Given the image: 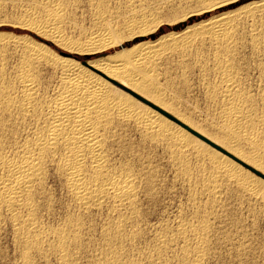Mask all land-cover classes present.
Returning <instances> with one entry per match:
<instances>
[{
	"label": "snow or ice",
	"instance_id": "6c2138e0",
	"mask_svg": "<svg viewBox=\"0 0 264 264\" xmlns=\"http://www.w3.org/2000/svg\"><path fill=\"white\" fill-rule=\"evenodd\" d=\"M29 2L42 15L53 7V0ZM143 2L156 13L150 28L158 25L166 33L172 24L184 27L181 38L186 42L147 71L156 75L169 99L200 91V127L173 118L192 134L179 132L188 145L203 141V154L189 152L173 137L153 138L115 109L86 114L87 102L79 96L75 101L68 96L70 109L61 104L63 73L69 60L81 59V49L60 47L46 29L38 31L28 20L0 24V153L19 151L21 139L34 141L33 160L40 165L36 176L24 173L31 184L14 185V193L6 186L0 189V264H264L260 195L264 193V0ZM56 3L75 10L71 15L80 30L74 35L86 45L93 34H108L109 9L123 13L135 0ZM197 11L205 19L217 16L211 26L228 25L227 35L213 36L203 24L190 27ZM120 29L124 35L115 30L112 35L129 47L144 44L151 36L140 28L128 32L123 24ZM201 31L204 36L198 35ZM23 36L29 39L19 40L20 45L45 56L40 60L22 56L14 37ZM172 40L180 43L169 36ZM41 43L50 44L59 55L41 49ZM165 43L148 47L156 52ZM99 47L93 43L83 51L103 65H116L106 58L107 52L97 51ZM88 67L95 76L118 85L122 91L117 95L127 100L128 93L148 102L131 86L130 77H124L129 80L124 84L111 75L123 69ZM129 103L139 107L135 100ZM54 104L66 113L60 119L62 130L53 128ZM151 106H156L154 101ZM204 112L238 116L250 128L258 124L259 133L232 135L221 143L213 137L224 135L225 129L218 118L206 119ZM76 113L87 121L90 135L83 149L73 144L76 151H68L64 139L75 125ZM50 128L57 132L56 139ZM40 129L43 132L37 136ZM213 156L224 163L230 158L231 172H217L208 159ZM117 256L119 260H114Z\"/></svg>",
	"mask_w": 264,
	"mask_h": 264
},
{
	"label": "rangeland",
	"instance_id": "374dc122",
	"mask_svg": "<svg viewBox=\"0 0 264 264\" xmlns=\"http://www.w3.org/2000/svg\"><path fill=\"white\" fill-rule=\"evenodd\" d=\"M221 3H223V0H221ZM45 11L47 12V15H42L37 5L29 2V0H0V24H5L9 21L22 22L28 20L30 23L32 22L34 23V25L38 27L41 28L44 27L43 29H46V33L50 32L49 34L47 33V35L51 36L55 41V43L60 47L69 50L73 47L81 49V53H80L81 59L69 60V62L70 61L72 62V63L70 62V64L68 63L69 68L73 70L78 69L77 71L80 70L79 72L85 75H91L92 78L94 77L93 81L102 84L103 88L104 87L106 88V90L104 88L105 92H103L104 100L106 99L104 105V108H106L105 111L110 110L109 112H111V110L114 109L113 103L115 104V102H117L118 104L122 103L124 105V103L127 104L129 101L135 100V103L139 105V107H132L130 103H128L129 105L128 104L127 105L130 107L129 112L131 114L141 117L139 118V120L138 119L135 120L133 118L129 119L125 115L126 112L121 110H117V111L120 113L123 112L121 113V115L125 119L132 120L138 123L140 126H142L143 130L153 138L166 140L169 137L172 136L174 137L175 136L174 132L176 131H174L173 129H178L179 130L178 132L186 133V130L183 127V123H176L173 118L174 116L179 117L182 122H187L188 124L192 125L193 128L200 127L199 113L203 111L202 96L200 91L195 90L193 93H189L183 97L177 96L175 97V99H169V97L166 95L164 88L158 86L156 75L149 73L147 71V68L149 66L155 68L158 60L163 59L164 57L168 56L172 51H175V49L181 47L180 46L172 50V48L171 49L169 48L168 44H165L164 47H162L164 50L162 51L159 50L154 52L147 49L148 45L154 43L159 44L160 41L168 40L169 36L171 37L182 36V33L184 32L183 25L172 24L168 27L166 33L163 31H159L158 25L156 26V28H150V23H151L150 18L155 16L156 13L153 12L151 8L145 7L143 0H135V3L130 4L128 9L123 13L118 11H112L111 9L108 10L110 16L107 20V25H105V27L110 28L111 35H109L108 37L107 36L104 37L101 36L100 34L99 35L93 34V37L88 44L81 45L79 38L76 35H74L75 32H78L80 30L79 25L74 23V16L71 15V13L75 11L74 9L67 6L61 7L58 3H56V0H53V7L50 9H45ZM181 11L186 12L187 9L182 8ZM31 13L33 15H29ZM34 14L36 15V17L34 16ZM223 14H229V13H223ZM121 15L123 16V19H121ZM215 17L217 16L210 15L208 16L207 19H205L204 16H202L197 11L196 14L192 15L191 17L190 27L198 28L199 25L201 24L205 25V23L207 24V21ZM29 18H33V19L30 20ZM114 20L116 21L115 23L113 22ZM38 23L40 25H38ZM46 23H48L49 25ZM121 24H123L127 28L128 32L134 33L135 28H140L143 30H149L151 32V36L146 41V43L134 44L133 46L129 47L125 45L123 40L117 41L115 37L112 35L113 30L118 32L120 35L125 34L124 31L120 29ZM49 26L50 29L48 28ZM88 31L91 32V29H89ZM198 35L204 36V32L201 31L198 33ZM100 36L103 38H101ZM152 37H155V39H153ZM14 39L17 41L16 48L19 49L20 54L24 57H28L29 53L25 49L26 47H24L26 44L20 45L18 41L19 40L27 41L29 38L27 36H23V37H14ZM32 39L33 42L36 43L35 38L33 37ZM131 39L132 37H129V41H131ZM208 39L211 40L212 37H209ZM185 42L186 41H183V43ZM93 43L101 46L99 47V49H97V51H99L101 54L107 52L108 55L106 58L108 60L117 61V64L103 65V62L99 59L96 58L89 59L88 54H86L83 51V49L91 46V44ZM183 43H181V45ZM40 46L41 49L47 48L49 51L53 52V54L59 55L55 53V49L51 48L50 44L41 43ZM167 48L170 50H168ZM118 49H122V50H118ZM140 49H142V51H140L139 55L137 56L136 53ZM89 65L104 66L105 70L113 67L123 69V71H120L118 75L116 73H111V75H116L117 79L122 80L124 84H129V80L124 79V77L125 76L130 77L132 80L131 86L134 87L137 92H142L143 97H146L148 99V102L146 103L141 98L132 97L128 93L124 94L128 96L127 100L124 99L123 96L117 95V93L122 91L119 88V86L113 85L99 76H95V74H93L90 71L88 67ZM108 88H112L114 89V91L109 92L107 91ZM153 101L156 104L155 107L151 106ZM228 112L231 113V109H228ZM203 114L206 119L211 118L213 122H216L217 118L219 119V123L225 129V134L221 135L220 137H213V139H219L221 143H224L232 135L245 134L249 137H253L254 135L259 133L258 124L250 128L248 125L242 124L238 116L230 115L228 118H225L224 116L220 115L217 112H204ZM167 115H169L170 118L167 117ZM145 118L148 120L152 119L153 121L156 122L157 125L162 124L167 127L171 125V127L168 128L169 130L172 129L171 132L173 134H171L170 131L162 132L158 129H155L153 132L152 131L149 132V130L147 131L146 129L147 120ZM200 130L203 131V128L201 127ZM186 135H192V134L186 133ZM175 138L176 137H174V139ZM175 140L181 143V141L178 138H176ZM201 144H203V141H197V143L192 145L183 143V145L186 146L189 152H193L194 150V153L198 155H202L204 152V149L200 147ZM208 159L210 160L211 164L214 167L220 166L221 163L222 166L224 163V161L217 160L216 157L214 158L208 157ZM226 159H228V163H225L226 165L233 163V161L230 158H226ZM220 170H217V172H219ZM260 195L261 198L264 199V193Z\"/></svg>",
	"mask_w": 264,
	"mask_h": 264
},
{
	"label": "bare ground",
	"instance_id": "6f19581e",
	"mask_svg": "<svg viewBox=\"0 0 264 264\" xmlns=\"http://www.w3.org/2000/svg\"><path fill=\"white\" fill-rule=\"evenodd\" d=\"M29 15H33V14L31 13ZM223 15L228 16L229 14H223ZM34 16L36 17L35 14H34ZM26 17H28V16H26ZM30 20H32V19H30ZM213 20H218V17H215L213 19L211 18V20L207 21V24L205 23V25L208 26V31H210L213 34V36H218L220 33L227 35L228 25L218 24L216 27H212L211 21H213ZM33 22H34V20H33ZM30 24H34V23L31 22ZM46 24H48V23H46ZM38 25H40V24L38 23ZM34 26L36 27V29L38 31L41 29V27H38L36 25H34ZM48 28L50 29V26ZM100 35L104 36V37L105 36L108 37L109 35H111L110 28H108V34L107 35H105L103 31L101 32ZM181 37L182 36H175V38L180 40V43H177L176 40H172V41L165 40V42H166L165 44H168L169 48L170 49L172 48V50L175 48H178L181 46V43H183V41H184ZM101 38H103V37H101ZM24 47H26L25 49L29 53V56L26 57L29 60H31L32 58H36L37 60H40L41 58H43L45 56V53L43 51L36 50L33 48H29L27 45H25ZM40 48H41V46H40ZM147 49H149V47ZM170 49H168V50H170ZM159 50L162 51L164 49L161 47ZM70 62L68 61L67 63L70 64ZM77 70H73V69L68 67L67 71L63 73L64 79H65L64 95L62 96L60 103L66 105L70 109L71 106L67 105L68 96L71 95V98L73 99V101H75V98L77 96H79L81 99H85L87 102V108L85 109L86 114H91V112H93V111L104 112L106 109V108H104L106 99L104 100L103 92H105L106 88L104 87L105 88V90H104L102 84L96 83L95 81H93V78L91 77V75L82 74L81 72H79L80 70L79 71H77ZM93 83L94 84L96 83V84L94 85ZM110 102H112V101H110ZM126 102H128V101H126ZM93 104L95 105V107H93ZM127 104L124 103V105H123L122 103L118 104L117 102H115V104L113 103V108L116 110H121V111L126 112L125 115L129 119L133 118L135 120L136 119L139 120V118H141V117H138L137 115L131 114L129 112L130 111L129 110L130 107L128 106L129 104L128 105ZM53 107L56 109V114L53 116V128L62 130L64 128V124L60 123V119L64 116H66V113L64 111V108L60 107L59 104H54ZM131 112H132V110H131ZM121 113H123V112H121ZM142 120H143V118H142ZM146 120H147V123H146L147 128L146 127L145 128L147 129V131L149 130V132H151V131L153 132L155 129H158L162 132H168V131L171 132V130H172V129L169 130V128H168L169 126L167 127V126L162 125V124L157 125L156 122L153 121L152 119H150V120L146 119ZM86 123H87V121L82 119L79 113H76L75 125L72 128V130L67 134V137L64 139V146L66 147V149L68 151H76V148L73 147V144H78L79 147L81 149H83V147H84L83 141L85 140V138L88 135H90L88 133L87 127L85 126ZM77 129H79V131H77ZM42 132H43V129H40L35 134L37 136H40ZM80 132H83L84 135H80ZM49 134H50L52 139H56L57 132L55 130L50 128ZM171 134H173V133L171 132ZM174 135H175L174 137L178 138L181 141V143L182 142L184 144L187 143L183 139V137L179 135V132H177V131L174 132ZM92 147H95V145H92ZM187 147H189V146H187ZM19 149H20L19 151H15L11 154L0 153V189H2L4 186H6L13 193L16 191V187H14V185L19 186L23 181H27L29 184L32 183V181L28 179V176H26L24 174L25 171L29 175H32V176H36L37 173L40 171V165L36 164L35 160H33V155L36 153L34 141L21 139L20 143H19ZM213 158H214V156H213ZM221 164L218 167L215 166V168L217 167V170L223 169V170L231 172L229 165H226L225 163H223V165L221 166ZM5 169H7V171H5ZM233 175H236V174L233 173ZM9 181H11L12 183H9ZM113 259L119 260V257L118 256L113 257ZM194 264H203V262L202 261H194Z\"/></svg>",
	"mask_w": 264,
	"mask_h": 264
},
{
	"label": "water",
	"instance_id": "95a60500",
	"mask_svg": "<svg viewBox=\"0 0 264 264\" xmlns=\"http://www.w3.org/2000/svg\"><path fill=\"white\" fill-rule=\"evenodd\" d=\"M167 117H169V118H170V116H169V115H167Z\"/></svg>",
	"mask_w": 264,
	"mask_h": 264
}]
</instances>
